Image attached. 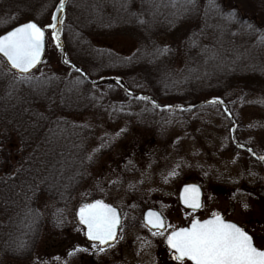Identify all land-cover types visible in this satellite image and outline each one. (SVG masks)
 Masks as SVG:
<instances>
[{"label": "trees", "instance_id": "16d2710c", "mask_svg": "<svg viewBox=\"0 0 264 264\" xmlns=\"http://www.w3.org/2000/svg\"><path fill=\"white\" fill-rule=\"evenodd\" d=\"M59 2L0 0V34L29 19L45 27ZM215 3L219 10L210 0H65L66 65L44 63L21 81L0 56V259H30L47 219L63 214L98 162L97 128L80 117L108 115L112 126L160 136L207 112L238 121L264 97V0ZM116 36L137 48L126 55L95 43ZM234 146L263 161L251 143ZM42 197L53 203L47 219Z\"/></svg>", "mask_w": 264, "mask_h": 264}, {"label": "rangeland", "instance_id": "374dc122", "mask_svg": "<svg viewBox=\"0 0 264 264\" xmlns=\"http://www.w3.org/2000/svg\"><path fill=\"white\" fill-rule=\"evenodd\" d=\"M55 14L61 20V13ZM52 22L45 21V28ZM57 27L62 29V24ZM46 30L47 49L41 65L60 68L66 65L61 32L57 47L52 30ZM95 43L126 55L137 48L128 36L102 38ZM256 99L257 105L243 109L238 121L207 112L204 116L210 122L199 116L201 121L192 122L190 127H178L160 136L137 126L131 130L128 122L112 126L108 115L80 117V122L97 128L90 151L99 156L98 162L59 217L55 214L47 219L53 203L48 197L41 198L47 223L35 254L28 260L0 259V264H162L170 260L165 236L172 229H167L165 236L153 235L156 230L143 221L148 208L159 210L175 228L193 218L204 219L224 201H232L241 205V212L252 217L257 227H264V160L251 161L234 146V142H247L256 152L264 153V97ZM234 122H239L237 128ZM191 182L200 184L204 192L203 207L195 212L183 207L179 199L181 187ZM92 199L117 206L123 216L117 241L103 252L97 250L100 244L95 243L94 248L87 240L79 221V209ZM244 204L249 205L247 210Z\"/></svg>", "mask_w": 264, "mask_h": 264}, {"label": "snow or ice", "instance_id": "6c2138e0", "mask_svg": "<svg viewBox=\"0 0 264 264\" xmlns=\"http://www.w3.org/2000/svg\"><path fill=\"white\" fill-rule=\"evenodd\" d=\"M194 2L195 0H188L190 4ZM64 5L65 0H60L56 12L61 13ZM210 7L219 10L220 6L215 0H210ZM221 15L224 13L221 12ZM235 17L236 12L231 11L225 18L232 20ZM51 20L53 22L47 24L46 28L52 30L51 37L56 42V46L60 47L62 29L58 28L57 24H62L63 21L56 14L51 16ZM248 27L252 28V25ZM45 38V27L35 21L22 23L6 35L0 36V54L6 58L10 70H15L18 74L14 79L21 81L33 79L27 74L43 62ZM141 99L148 98L141 97ZM209 103L217 104L223 101L214 99ZM260 159L264 160V157ZM182 200L192 212L203 207L200 189L194 185L184 188ZM243 207L247 210L249 205L244 204ZM78 216L80 223L86 226L85 234L89 240L111 246L110 242L117 239L121 217L112 205L96 200L94 203L84 204L79 209ZM145 223L156 229L153 235L165 236V231L172 229L165 239L172 250V258L179 264H185V261L191 264H264V250L254 246L253 235L238 223L226 221L217 212H213L210 219L193 218L190 227L173 228L159 213L150 211ZM24 246L23 242L18 245L19 248ZM93 247H96L95 243ZM97 250L103 252L105 248L99 247ZM76 251H87V249H76Z\"/></svg>", "mask_w": 264, "mask_h": 264}, {"label": "flooded vegetation", "instance_id": "af4514ba", "mask_svg": "<svg viewBox=\"0 0 264 264\" xmlns=\"http://www.w3.org/2000/svg\"><path fill=\"white\" fill-rule=\"evenodd\" d=\"M240 206L241 205L236 204V202L230 201L226 203L224 201V203H222L221 206H219L216 210L212 211L211 213L217 212L220 215H222L226 221L238 223L239 225L245 227V230L249 231V233L253 235V244L258 248H260L261 250H264V227H257V225L254 224L252 217L243 214L241 212ZM211 216L212 214L208 215L206 218ZM190 223L175 228L185 227L190 225ZM169 250H170V260L169 261L163 260L162 264H179L178 261H175L172 258L173 256L172 250L170 248ZM185 264H191V262L185 261Z\"/></svg>", "mask_w": 264, "mask_h": 264}, {"label": "water", "instance_id": "95a60500", "mask_svg": "<svg viewBox=\"0 0 264 264\" xmlns=\"http://www.w3.org/2000/svg\"><path fill=\"white\" fill-rule=\"evenodd\" d=\"M30 21H35V20H28V21H25V22H22V23H26V22H30ZM35 22H37V21H35ZM22 23H19V24H17V25H15L14 27H12V28H10L9 30H7L6 32H4V33H2V34H0V36H2V35H6L7 34V32H9V31H12L15 27H19ZM38 23V22H37ZM39 24V23H38ZM46 49H47V32H46V38H45V48H44V54H43V56H42V61L44 60V56H45V54H46ZM1 56H2V54H0ZM3 57V56H2ZM4 58V57H3ZM5 60H6V58H4ZM6 62H7V60H6ZM8 63V62H7ZM42 64V63H41ZM41 64H39V65H37V67L35 68V69H33L32 71H31V73L33 72V71H35ZM8 65H9V63H8ZM10 66V65H9ZM13 71H15V70H13ZM30 74V73H29ZM189 185H194V186H196V187H198L199 189H200V200H201V203L203 204V194H204V192H203V188H202V186L200 185V184H198V183H195V182H191V183H186V184H184L182 187H181V189H180V193H179V199H180V204L183 206V207H185V208H188L184 203H183V200H182V196H183V190H184V188L186 187V186H189ZM96 200H100V199H92V200H88V201H86V202H84L83 203V205L84 204H87V203H94ZM104 203H106V204H110V205H112L114 208H116V210H117V212L119 213V215H120V217H121V225H122V222H123V218H122V215H121V211H120V209L117 207V206H115V205H113V204H111V203H107V202H104ZM199 210V209H198ZM154 212V213H159L163 218H164V216H163V214L159 211V210H157V209H154V208H148L145 212H144V218H143V220H144V224L146 225V223H145V221H146V218H147V214L149 213V212ZM211 217H209V218H206V219H210ZM206 219H203V220H206ZM164 220H165V218H164ZM166 221V220H165ZM121 225L118 227V229H117V235H118V233H119V230H120V227H121ZM191 225V224H190ZM84 226V231L86 232V226L85 225H83ZM147 227H149V228H151V229H153V230H156V229H154V228H152L150 225H146ZM186 227H190V226H186ZM86 235V234H85ZM86 238H87V240H89V238L86 236ZM89 241H91V240H89ZM116 241V240H115ZM115 241H113V242H110V244H112V243H114ZM91 242H93V241H91ZM95 243H99V242H95ZM102 246H107V245H102Z\"/></svg>", "mask_w": 264, "mask_h": 264}]
</instances>
